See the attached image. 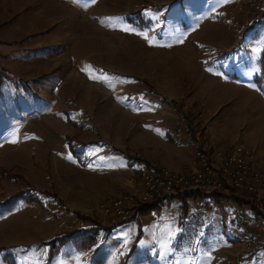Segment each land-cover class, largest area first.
<instances>
[{
    "label": "rangeland",
    "instance_id": "1",
    "mask_svg": "<svg viewBox=\"0 0 264 264\" xmlns=\"http://www.w3.org/2000/svg\"><path fill=\"white\" fill-rule=\"evenodd\" d=\"M263 6L264 0H0V264H234L238 205L224 188L217 196L209 186L164 187L174 195L138 212L139 202L126 200L135 216L109 223L99 204L118 192L137 198L143 182L129 173L109 198L98 199L99 173L124 163L98 156L104 142L90 116L136 109L143 97L136 91L149 89L171 97L169 110L193 112L201 123L193 132L210 147L203 103L221 101L243 126L232 144L264 175V51H257ZM211 65L238 77L219 80L206 70ZM144 103L150 106L143 101L140 108ZM85 155L92 160L86 171L93 170L89 181L81 174L86 185L74 178ZM81 194L95 196L92 207ZM249 264H264V256Z\"/></svg>",
    "mask_w": 264,
    "mask_h": 264
},
{
    "label": "crops",
    "instance_id": "2",
    "mask_svg": "<svg viewBox=\"0 0 264 264\" xmlns=\"http://www.w3.org/2000/svg\"><path fill=\"white\" fill-rule=\"evenodd\" d=\"M219 69L222 70L219 75L213 73ZM206 70H210L213 75L218 76L219 80H224V77L225 79H236L234 76L236 74H232L234 72L230 70H228L230 78L227 77V75L225 76L224 67L219 65H211L210 68H207ZM236 77H238V74ZM114 82H116V84L119 83L115 80ZM111 85L113 86L115 84L112 83ZM248 85L252 89V83ZM115 87L117 88L116 85ZM254 87L255 89L253 90L256 91V94L261 95L260 91H262V89L256 84H254ZM119 88H122L123 90L125 89L123 83H120ZM136 93L143 96L141 100H137L139 103L136 105V109H133V107L126 109L124 106H121V112L91 113L90 119L93 123L94 130L99 133V139L101 142H104V148L99 150L98 156L101 153V156L104 158L111 156L110 161H118L121 163V160H123L122 163H124L123 169H109L107 167L104 171H101L98 176L104 183L97 190L96 187L93 188L88 185L86 186L88 190H92V192L96 190V196L98 195V199L101 197L106 198L111 195L121 186V183L124 182L125 178L128 177L131 158L127 151L134 149L140 150L139 153H141L150 164L156 162L166 168L180 172L187 170L188 162L190 160L188 152L189 147L184 135H177L173 132L172 126L175 122L173 117L175 118L177 114L174 110H169L168 108L167 103L170 100L167 98L171 97H166L159 92L154 94L153 91L150 92L149 89L146 90V93H139L138 90ZM123 94L126 95L123 101L128 102V93ZM143 101L149 102L150 106H148L147 103H144L145 108H140ZM201 101L203 102L204 99L202 98ZM203 104L201 121L208 134V145L210 147L222 148L234 143L236 138L240 136V131L243 128L241 123L237 122L236 119L231 120L228 118V112L224 109L226 107L221 105V101L216 103L217 106L210 105L209 107H206V103L204 102ZM147 106L149 107L148 109H146ZM173 114L174 116H172ZM242 138L247 143L249 139L248 136L244 135ZM86 160L87 155H85V159L82 163V166L84 167L75 168L78 172V176L74 177L77 179L79 178L80 183L85 185L87 184L86 181H89L87 179L93 174L92 169L89 168L90 170L87 171L85 169L86 165H92V160L89 158L87 164ZM125 165H127L128 171H126ZM261 165L264 166V163L261 162ZM81 174L86 177V181L83 180L84 177L82 178ZM70 187L73 188V186ZM205 193L208 195L209 192ZM166 195L173 196L174 194L171 195L167 193ZM94 197L93 194H89L88 196L86 194L79 195V199L82 203L91 205V207L93 206ZM71 206L73 205L71 204ZM63 207L68 211L73 209L67 204L63 205ZM74 207L77 209L80 208L79 206Z\"/></svg>",
    "mask_w": 264,
    "mask_h": 264
},
{
    "label": "built area",
    "instance_id": "3",
    "mask_svg": "<svg viewBox=\"0 0 264 264\" xmlns=\"http://www.w3.org/2000/svg\"><path fill=\"white\" fill-rule=\"evenodd\" d=\"M175 123L176 134L185 136L192 152L190 169L173 173L155 163H146L148 161L141 156V153H137L136 156L131 157L129 173L131 178L142 180L141 195L135 198L118 192L113 199L100 203L99 209L106 213L109 223L114 225L129 218L130 210L126 209V200L129 204L151 202L155 197L167 194L164 193L166 190L164 187L174 189V186L182 188L209 186L213 192H217L220 188L232 187L237 194L242 196L249 194L254 200L252 204L250 199L246 200L233 211L234 232L231 240L240 248L234 264H249L251 261L261 260L264 256V211L262 210L264 209V175L252 169L241 145L236 144L223 149L208 147L202 144L198 135L188 131L184 117L177 114ZM258 203L262 206L260 207ZM243 205H247L254 214H249ZM256 213L263 217L257 216ZM86 225L87 222L80 220L81 228Z\"/></svg>",
    "mask_w": 264,
    "mask_h": 264
},
{
    "label": "trees",
    "instance_id": "4",
    "mask_svg": "<svg viewBox=\"0 0 264 264\" xmlns=\"http://www.w3.org/2000/svg\"><path fill=\"white\" fill-rule=\"evenodd\" d=\"M263 7H264V6H263ZM263 7H262V8H263ZM263 9H264V8H263ZM261 70H263V69L261 68ZM255 79L258 80L259 77L257 76V77H255ZM175 110H176V113H177L178 115L184 117L185 122H187V124H188V126H189V129H190V131H191L192 134H194L193 131H195V130H197L198 128H200L201 123L196 122V120L193 119L194 117H196L195 114H194L193 112H191V111H185V110H183L182 108L179 109L178 106H177V109L175 108ZM200 129H201V128H200ZM200 138H201L202 144L205 145V144H206V142H205V137H204V135L202 136L201 132H200ZM129 157L131 158L130 155H129ZM224 189H226V190H230V191H232L233 193H235V194L230 195L229 197H232V199H234V200L236 201L237 205H239V204H244V203L246 202L247 199H246V198H243L242 195L237 194V193L235 192V190H234L232 187H225ZM213 193H214V192H213ZM216 193H218L217 196L222 195V194H221L222 192H220V191H217ZM208 194H209V193H208ZM210 194H211V193H210ZM162 197H163V196L155 197V199H153L151 202L139 203V205H138V206H139V209H137V212H138L139 210L143 209L144 207L152 206V205L158 203ZM134 207H135V206H134ZM256 214H257V216H259V217H263V215H261V214H259V213H256ZM134 216H135V215H134ZM134 216H130L128 219H131V218H133ZM128 219H127V220H128ZM127 220H126V221H127ZM122 221H125V220H122ZM122 221H119V222H117V223H121ZM85 222H88V220L86 219ZM86 228H88V227H86ZM81 230L83 231V230H85V229H81ZM78 231H79V230L74 231V232H78Z\"/></svg>",
    "mask_w": 264,
    "mask_h": 264
},
{
    "label": "snow or ice",
    "instance_id": "5",
    "mask_svg": "<svg viewBox=\"0 0 264 264\" xmlns=\"http://www.w3.org/2000/svg\"><path fill=\"white\" fill-rule=\"evenodd\" d=\"M93 2H95V0H93ZM123 30H124V31H132L131 29H127V28H125V29H123ZM142 35H144V38H145V39H148L147 34H142ZM178 42H182V40H180V41H178ZM257 51H264V42L261 43V46L257 49ZM92 78L96 79V78H98V77L93 76ZM12 142H16V141L13 140Z\"/></svg>",
    "mask_w": 264,
    "mask_h": 264
}]
</instances>
